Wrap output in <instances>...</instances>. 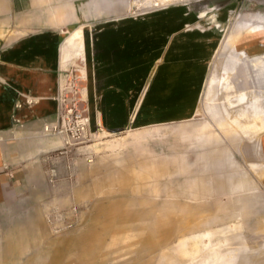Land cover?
I'll return each mask as SVG.
<instances>
[{
    "label": "rangeland",
    "instance_id": "374dc122",
    "mask_svg": "<svg viewBox=\"0 0 264 264\" xmlns=\"http://www.w3.org/2000/svg\"><path fill=\"white\" fill-rule=\"evenodd\" d=\"M162 1L131 0L132 13L170 5L187 12L197 2ZM220 8L201 5L198 23L184 27L220 39L190 123L218 131L235 169L198 174L203 152L189 146L186 130L118 149L109 145L122 135L97 132L72 146L54 137L61 146L41 157L48 190L2 233L5 259L15 260L5 264H264V161L257 153L251 160L264 134V8L248 2L216 22L210 17ZM83 53L79 27L61 47L63 94L78 107H86ZM72 205L80 226L53 235L44 211Z\"/></svg>",
    "mask_w": 264,
    "mask_h": 264
},
{
    "label": "crops",
    "instance_id": "0c3cea01",
    "mask_svg": "<svg viewBox=\"0 0 264 264\" xmlns=\"http://www.w3.org/2000/svg\"><path fill=\"white\" fill-rule=\"evenodd\" d=\"M202 2L221 5L210 17L216 22L248 3L197 0L195 12L170 5L132 13L131 0H0V264L15 262L5 259V226L27 216L22 205L48 190L41 157L62 142L42 128L57 120L61 47L79 27L89 135H122L109 145L118 149L186 130L189 146L203 152L198 174L235 169L216 127L217 133L190 123L220 44L212 29H184L198 23L193 13ZM255 147L251 160L257 153L264 161V134Z\"/></svg>",
    "mask_w": 264,
    "mask_h": 264
},
{
    "label": "built area",
    "instance_id": "2783aa9c",
    "mask_svg": "<svg viewBox=\"0 0 264 264\" xmlns=\"http://www.w3.org/2000/svg\"><path fill=\"white\" fill-rule=\"evenodd\" d=\"M161 8V7H155ZM62 86L57 97V120L53 124L44 125L42 133L46 137H60L63 146L79 145L89 135V118L85 106L78 107L76 99L66 97ZM91 163V159H87ZM44 221L53 235H61L77 229L81 224V211L72 205L66 209L52 207L44 215Z\"/></svg>",
    "mask_w": 264,
    "mask_h": 264
},
{
    "label": "flooded vegetation",
    "instance_id": "af4514ba",
    "mask_svg": "<svg viewBox=\"0 0 264 264\" xmlns=\"http://www.w3.org/2000/svg\"><path fill=\"white\" fill-rule=\"evenodd\" d=\"M244 2H252L255 6L264 8V0H244Z\"/></svg>",
    "mask_w": 264,
    "mask_h": 264
},
{
    "label": "bare ground",
    "instance_id": "6f19581e",
    "mask_svg": "<svg viewBox=\"0 0 264 264\" xmlns=\"http://www.w3.org/2000/svg\"><path fill=\"white\" fill-rule=\"evenodd\" d=\"M154 2H156V1H158L159 2V0H153ZM170 0H164V1H162V4L163 3H165V2H169ZM155 7H160V5H159V3H153V8H155ZM260 31V30H259Z\"/></svg>",
    "mask_w": 264,
    "mask_h": 264
}]
</instances>
